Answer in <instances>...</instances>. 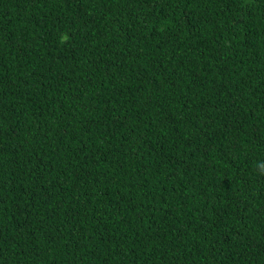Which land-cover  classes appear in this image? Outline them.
Here are the masks:
<instances>
[{
    "label": "trees",
    "instance_id": "1",
    "mask_svg": "<svg viewBox=\"0 0 264 264\" xmlns=\"http://www.w3.org/2000/svg\"><path fill=\"white\" fill-rule=\"evenodd\" d=\"M0 264H264V0H0Z\"/></svg>",
    "mask_w": 264,
    "mask_h": 264
}]
</instances>
